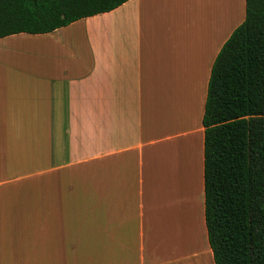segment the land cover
<instances>
[{"label":"crops","instance_id":"crops-1","mask_svg":"<svg viewBox=\"0 0 264 264\" xmlns=\"http://www.w3.org/2000/svg\"><path fill=\"white\" fill-rule=\"evenodd\" d=\"M244 0H128L0 38V264H214L201 117Z\"/></svg>","mask_w":264,"mask_h":264},{"label":"trees","instance_id":"trees-1","mask_svg":"<svg viewBox=\"0 0 264 264\" xmlns=\"http://www.w3.org/2000/svg\"><path fill=\"white\" fill-rule=\"evenodd\" d=\"M128 0H0V38L46 34ZM203 220L214 264H264V0L212 62L201 117Z\"/></svg>","mask_w":264,"mask_h":264}]
</instances>
